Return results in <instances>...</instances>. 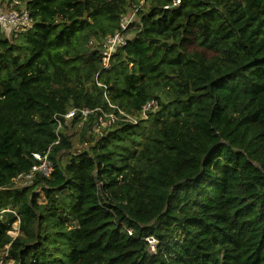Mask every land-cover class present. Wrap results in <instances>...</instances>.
<instances>
[{"label":"trees","instance_id":"obj_1","mask_svg":"<svg viewBox=\"0 0 264 264\" xmlns=\"http://www.w3.org/2000/svg\"><path fill=\"white\" fill-rule=\"evenodd\" d=\"M173 2L146 0L107 69L91 40L140 0H29L31 30L0 28L10 264H264V0ZM152 99L138 124L65 116ZM34 154L52 172L21 186Z\"/></svg>","mask_w":264,"mask_h":264},{"label":"built area","instance_id":"obj_2","mask_svg":"<svg viewBox=\"0 0 264 264\" xmlns=\"http://www.w3.org/2000/svg\"><path fill=\"white\" fill-rule=\"evenodd\" d=\"M29 0H0V28L5 33V35L14 39L18 37L22 32L31 30L34 26V20L31 15V12L28 7ZM146 2V0H140V3H134L132 9L123 15L119 21V28H117L113 33L105 36L100 42H96V40L92 39V44H98L100 55H101V63L102 68L107 69L110 67L112 57L116 51V49L120 46L126 45L128 40L130 39V35L128 34V28L133 21L136 20L138 9ZM181 3V0H174L173 4L168 7L177 6ZM102 85L101 83H99ZM112 107H116L111 104ZM158 104L155 100L148 101L140 110L138 114H129L126 111L119 109V114L111 112L107 113L102 108L98 107L96 109H79L73 108L71 109L65 116L67 118H72L78 111H81L84 116H88L92 112H101L98 114V123L102 127H106L109 124L116 122L118 120L130 122L133 124H138L141 118L148 117V111L151 109H157ZM57 117V115H56ZM59 127H61V122L58 119ZM98 125V126H99ZM97 126V127H98ZM100 126L98 129L100 130ZM34 156L42 161V164L39 166H34L33 170L28 173L20 174L15 182H25L30 183L34 177V171L40 170L45 175H50L53 169V165L50 161L47 160V156L44 158L41 157L40 154H34ZM2 213V212H1ZM18 219L13 225V229L9 232L13 238L20 232V215H17ZM121 225L127 229V232L132 235L133 228L127 227L125 222H121ZM151 244V250L154 252L156 250V240L154 238L148 239ZM9 255V245L5 249L4 255L0 258V264H9L12 263L8 259Z\"/></svg>","mask_w":264,"mask_h":264},{"label":"rangeland","instance_id":"obj_3","mask_svg":"<svg viewBox=\"0 0 264 264\" xmlns=\"http://www.w3.org/2000/svg\"><path fill=\"white\" fill-rule=\"evenodd\" d=\"M129 35H130V33H128ZM96 40V39H95ZM99 130V129H98ZM102 131V129H100L99 130V132H101ZM83 145H79V147H80V149H82V148H85V147H87V145H84L83 147H82ZM26 184H28V183H25V182H19V185H26ZM38 193H40L41 195H43V192L41 191V190H39L38 191ZM4 252H5V250L4 249H0V258L4 255ZM10 264V263H9Z\"/></svg>","mask_w":264,"mask_h":264}]
</instances>
